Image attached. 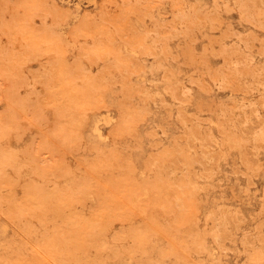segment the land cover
<instances>
[{
  "label": "rangeland",
  "instance_id": "rangeland-1",
  "mask_svg": "<svg viewBox=\"0 0 264 264\" xmlns=\"http://www.w3.org/2000/svg\"><path fill=\"white\" fill-rule=\"evenodd\" d=\"M0 264H264V0H0Z\"/></svg>",
  "mask_w": 264,
  "mask_h": 264
}]
</instances>
